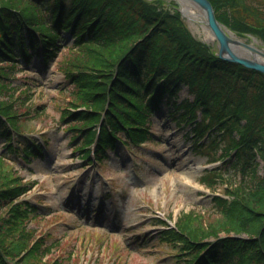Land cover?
I'll list each match as a JSON object with an SVG mask.
<instances>
[{"label": "trees", "instance_id": "obj_1", "mask_svg": "<svg viewBox=\"0 0 264 264\" xmlns=\"http://www.w3.org/2000/svg\"><path fill=\"white\" fill-rule=\"evenodd\" d=\"M209 1L221 24L264 44V0ZM162 3L0 0V98L8 96L0 99L7 156L0 157V264L70 261L43 260L56 244L46 243L50 233L37 238L28 227L42 217L39 207L18 201L35 182L24 181L8 163L12 154L24 160L42 155L33 138L31 144L21 139L29 129L11 80L34 56L49 63L62 47L68 54L56 66L72 84L69 105L78 109L66 108L62 115L69 119L63 120L74 132V148L88 161L101 112L96 155L103 162L107 151L125 146L137 152L151 141L150 117L163 100L188 86L193 100L176 106L183 108L179 116L193 123L196 139L210 130L200 151L213 160L219 152L217 158L226 160L223 169L207 170L201 181L210 191L224 187L227 198L214 197L210 210L182 213L161 239L179 247L178 264H264V74L217 57L192 36L175 8ZM62 33L73 39L70 45L62 43Z\"/></svg>", "mask_w": 264, "mask_h": 264}, {"label": "rangeland", "instance_id": "obj_2", "mask_svg": "<svg viewBox=\"0 0 264 264\" xmlns=\"http://www.w3.org/2000/svg\"><path fill=\"white\" fill-rule=\"evenodd\" d=\"M162 1L165 9L175 4L193 11L194 17L184 14V23L194 31L195 39L217 50L200 10L186 0ZM237 37L248 44L256 38ZM61 40L67 45L72 42L68 33H62ZM67 54L68 48L62 47L58 58L45 65L41 59L33 58L12 80V86L17 88L16 105L30 130L26 136L35 138L44 150L43 157H31L27 162L15 155L10 157V164L25 181L36 182L24 199L39 203L42 217L32 220L28 227L35 229L37 238L50 233L46 243L56 244L43 260L54 263L56 259H69V264H178L175 249L159 239L161 228L153 218L156 221V217L169 216L173 226L184 212L212 209L213 197H223L224 187L210 193L200 184V178L205 168L223 163L209 164L212 156L196 151L190 144L194 139L190 124L176 120L181 110L163 102L161 110L151 118L153 142L141 148L138 160L130 150L118 148L117 153L109 154L100 171L91 166L83 172V162L71 148V131L62 121L64 109L74 110L69 105L72 84L56 66ZM188 92L182 86L175 103L191 97ZM7 98L3 95L0 99ZM30 107L31 112L26 113ZM42 135L48 137L46 144ZM4 150L0 137V154ZM261 169L260 163V172Z\"/></svg>", "mask_w": 264, "mask_h": 264}, {"label": "water", "instance_id": "obj_3", "mask_svg": "<svg viewBox=\"0 0 264 264\" xmlns=\"http://www.w3.org/2000/svg\"><path fill=\"white\" fill-rule=\"evenodd\" d=\"M195 4L202 12L204 24L216 39L218 50L217 56L230 62L238 63L244 67L260 71L264 74V63L256 59V56L264 58V53L252 47L250 44L233 40L225 30V27L216 19L214 8L209 0H186ZM181 16L184 17L183 9L177 6ZM238 45L250 54V58L235 53L231 46Z\"/></svg>", "mask_w": 264, "mask_h": 264}, {"label": "bare ground", "instance_id": "obj_4", "mask_svg": "<svg viewBox=\"0 0 264 264\" xmlns=\"http://www.w3.org/2000/svg\"><path fill=\"white\" fill-rule=\"evenodd\" d=\"M189 2V1H188ZM191 3V2H190ZM193 4V3H192ZM193 6L195 7V9L196 10H200L195 4H193ZM183 9V13L184 14H187V15H190V16H195L192 12L193 11H189V10H186L185 8H182ZM200 12H201V10H200ZM199 12V13H200ZM201 15H203L202 14V12H201ZM188 29L190 30V32H191V34L194 36V34H193V30L190 28V26L188 27ZM226 32L228 33V35L233 39V40H236V41H240V42H242L243 40H241L239 37H237V35L235 34V33H233V32H231V31H229V30H226ZM208 32H206V34H207ZM211 34V33H210ZM209 33H208V38L209 39H212V36L210 35ZM204 41L206 42L207 41V38H205L204 39ZM250 45L252 46V47H254L255 49H257V50H259L261 53H264V48L263 47H259V45H260V42L256 39V38H253L252 39V41L250 42ZM231 48H232V50L235 52V53H237V54H239V55H243V56H245V57H248V58H250L251 56L249 55V53L247 54L246 53V51L245 50H243L242 48H240L238 45H232L231 46ZM256 59H258L260 62H263L264 63V58H261V57H259V56H256L255 57Z\"/></svg>", "mask_w": 264, "mask_h": 264}]
</instances>
